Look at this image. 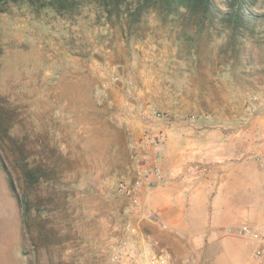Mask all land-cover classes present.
Listing matches in <instances>:
<instances>
[{
	"label": "rangeland",
	"instance_id": "rangeland-1",
	"mask_svg": "<svg viewBox=\"0 0 264 264\" xmlns=\"http://www.w3.org/2000/svg\"><path fill=\"white\" fill-rule=\"evenodd\" d=\"M113 20L95 6L0 14V264H115L132 208L116 189L132 178L141 137L123 113L146 112L143 132L166 114L254 131L264 119V41L238 44L154 13L139 26ZM113 90L120 106L101 98ZM27 169L45 178L34 184Z\"/></svg>",
	"mask_w": 264,
	"mask_h": 264
},
{
	"label": "crops",
	"instance_id": "crops-1",
	"mask_svg": "<svg viewBox=\"0 0 264 264\" xmlns=\"http://www.w3.org/2000/svg\"><path fill=\"white\" fill-rule=\"evenodd\" d=\"M111 96L120 106L119 93L113 90ZM137 114L123 113V120L140 136L146 112ZM206 120L184 117L166 130L159 158L166 180L142 189L143 209L133 212L135 238L141 245L151 239L155 247L167 248L173 264H254L252 249L258 244L228 229L257 228L264 222L257 161L264 156V119L255 131L246 124L208 125ZM156 123L149 127H164ZM147 213L156 221L148 220Z\"/></svg>",
	"mask_w": 264,
	"mask_h": 264
},
{
	"label": "trees",
	"instance_id": "trees-1",
	"mask_svg": "<svg viewBox=\"0 0 264 264\" xmlns=\"http://www.w3.org/2000/svg\"><path fill=\"white\" fill-rule=\"evenodd\" d=\"M23 5L33 12L51 11L62 17L78 15L95 6L109 23L114 18L124 19L129 27L139 26L145 16L154 13L175 26H194L198 32L207 28L216 36L229 34L238 44L264 41L261 0H0V14ZM189 52L196 58L195 45ZM25 175L34 184L45 178L43 172L33 169L25 170Z\"/></svg>",
	"mask_w": 264,
	"mask_h": 264
},
{
	"label": "built area",
	"instance_id": "built-area-1",
	"mask_svg": "<svg viewBox=\"0 0 264 264\" xmlns=\"http://www.w3.org/2000/svg\"><path fill=\"white\" fill-rule=\"evenodd\" d=\"M101 98L110 105L114 104L108 93H105ZM127 104L128 102L125 103V105ZM151 113H154V109H151ZM157 115L160 116V114ZM161 118L164 121V127L161 130H150L149 126L146 125V130L139 141L132 146V178L120 181L116 189L118 195L127 199L132 208L129 212H126V235L114 245L111 251V261L115 264H173V257L167 248L162 246L155 247L151 239H144L141 245L136 241L134 235L131 237L129 235V233L135 234L136 232L133 212H139L143 209L141 201L142 189L163 184L166 180L164 171L159 163L160 149L167 140L166 130L175 123V120L167 114ZM258 165L262 176L264 197V156L258 159ZM146 218L150 221H156L151 213H147ZM162 228L166 230L167 226L163 225ZM228 232L255 241L258 246L253 254V262L254 264L263 263L264 222L257 228L245 225L239 228H229Z\"/></svg>",
	"mask_w": 264,
	"mask_h": 264
}]
</instances>
